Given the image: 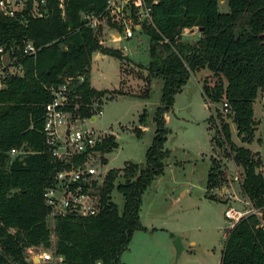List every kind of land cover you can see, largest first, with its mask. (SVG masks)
Instances as JSON below:
<instances>
[{"label":"trees","instance_id":"trees-1","mask_svg":"<svg viewBox=\"0 0 264 264\" xmlns=\"http://www.w3.org/2000/svg\"><path fill=\"white\" fill-rule=\"evenodd\" d=\"M107 2L69 0L64 17L54 0L47 1L41 18L30 14V5L16 17L0 11V47L16 55L23 68L22 76L0 82V264H30L29 249L42 248L50 249L53 260L38 264H124L122 256L134 233L148 230L140 217L143 196L164 175L170 157L166 115L190 78L204 70L212 74L201 86L208 105H229L215 109L208 119L216 130L212 141L226 147V156L242 169L244 194L262 210L264 219V175L258 172L264 161L260 153L233 142L227 122L231 118L244 145L255 142V103L264 90V0H228L226 13L220 10V0H148L154 26L145 25L143 30L150 38L149 88L143 96L149 98L154 78L163 80V88L153 118L156 134L146 160L143 164L129 161L122 169L109 171L100 190L97 215L50 221L43 193L60 163L51 156L42 132L44 106L51 98L45 87L82 76L83 82L73 81L82 104L77 111L69 109L79 116H89L92 109L86 105L91 99L110 94V90L91 86L92 54L121 61L126 56L101 45L98 32L86 26L83 18V14H102ZM108 25L115 27L111 18ZM194 27L203 29L202 36L183 38L184 29ZM26 43L36 48L34 56L20 55ZM148 119L145 110L135 129L138 137L144 134ZM117 147L111 135L97 150L107 154ZM12 149L18 152L14 156ZM227 183L225 169L212 158L207 198L218 201L211 193ZM115 190L124 198L122 212L112 197ZM221 264H264V228L259 217L249 215L230 230Z\"/></svg>","mask_w":264,"mask_h":264},{"label":"rangeland","instance_id":"rangeland-1","mask_svg":"<svg viewBox=\"0 0 264 264\" xmlns=\"http://www.w3.org/2000/svg\"><path fill=\"white\" fill-rule=\"evenodd\" d=\"M227 1L220 4L224 13L229 11ZM106 30L112 32L109 27ZM198 36L199 33H188L186 38L195 40ZM108 37L103 39L105 46L125 53L126 59L121 61L98 52L92 54L91 85L99 91L108 89L110 94L102 98V116L85 125L108 131L110 136L116 137L118 147L106 154L107 162L103 166V169L111 170L122 169L129 161L145 162L146 152L156 134L153 118L161 103L163 80L152 79L149 98H144L149 88L150 38L147 34L138 33L133 39L120 41ZM211 77L208 70L193 75L176 96L172 111L166 115L170 130L166 149L170 150V157L166 160L164 175L143 196L140 217L148 230L134 233L129 250L122 256L124 264H221L224 244L230 233L225 212L229 206L241 205L236 198L242 199V193L235 180L236 165L226 156V147L212 141L216 130L208 119L222 105L212 104L210 107L203 96L201 86ZM145 110L149 115L148 125L144 134L138 137L135 129L140 127L139 119ZM255 113L258 124L252 144L244 145L231 118H227V122L232 127L233 142L260 153L264 161V106L259 99ZM212 158L220 162L228 176V183L211 193L218 201L206 196ZM238 169L243 174L242 169ZM112 197L122 212L124 198L117 190ZM176 238H181L184 247L178 258L173 247ZM51 242H55L53 234ZM49 250L42 248L37 254H51ZM31 255L27 254L28 260Z\"/></svg>","mask_w":264,"mask_h":264},{"label":"built area","instance_id":"built-area-1","mask_svg":"<svg viewBox=\"0 0 264 264\" xmlns=\"http://www.w3.org/2000/svg\"><path fill=\"white\" fill-rule=\"evenodd\" d=\"M48 0H0V11L7 17H16V14L24 11L30 5L29 12L33 17L45 16V6ZM62 17L65 16L66 4L69 0H54ZM156 3V2H154ZM225 4L226 0H220ZM86 26L98 32L99 43L106 45L105 40L113 41L133 39L137 32L143 33L144 26H154L152 6L148 0H108L107 8L102 14L95 16L83 14ZM108 18L115 24L111 31L106 30ZM105 27V29H103ZM100 29V31H99ZM199 33L196 39L202 36L199 27L184 29L182 36ZM116 34H118L116 36ZM187 39V38H186ZM195 39V40H196ZM189 40V39H188ZM167 42V40H165ZM36 48L32 43H26L21 49V56H34ZM20 56V57H21ZM18 57L0 47V82L9 76H22V64L18 63ZM17 63V64H16ZM84 78H67L61 84H51L45 89L50 93V101L44 106L42 132L45 144L60 166L55 171L52 184L43 193L46 206L49 208V219L52 222L56 217L88 218L98 214L100 190L105 186L106 177L110 170L103 169L106 162V154L97 150V146L106 142L110 133L86 127L85 124L94 122L95 117L102 116V98L91 99V104L86 107L92 109L89 116L72 114L69 110L77 111L82 100L75 93L73 81L83 82ZM1 88V83H0ZM260 101L264 104V90L261 92ZM80 101V102H79ZM223 109L229 108L228 103L222 105ZM18 152L10 151L12 156ZM236 181L240 185L242 199L236 198L240 206H229L225 216L229 221L230 230L242 219L249 215H256L261 220L264 228V219L261 209L256 208L251 200L244 194L243 174L236 165ZM264 175V164L258 170ZM32 254L28 260L30 264L52 260L49 253Z\"/></svg>","mask_w":264,"mask_h":264},{"label":"water","instance_id":"water-1","mask_svg":"<svg viewBox=\"0 0 264 264\" xmlns=\"http://www.w3.org/2000/svg\"><path fill=\"white\" fill-rule=\"evenodd\" d=\"M202 31H203V29H202ZM173 245L175 247L176 255H177V258H178L181 255V253L183 252V250H184V247H183L182 242H181V238H176L173 241Z\"/></svg>","mask_w":264,"mask_h":264},{"label":"crops","instance_id":"crops-1","mask_svg":"<svg viewBox=\"0 0 264 264\" xmlns=\"http://www.w3.org/2000/svg\"><path fill=\"white\" fill-rule=\"evenodd\" d=\"M221 4V3H220ZM111 28V27H110ZM111 29H113V28H111ZM138 33H140V32H137L136 33V35L138 34ZM118 34H116V36H117ZM135 35V36H136ZM124 55H125V53H124ZM91 82V81H90ZM92 86V85H91ZM108 90V89H107ZM259 101H260V99H259ZM261 102V101H260ZM262 103V102H261ZM256 104V103H255ZM262 105L264 106V104L262 103ZM255 118H256V113H255ZM174 247V246H173ZM175 249V248H174ZM170 252H171V248H170ZM172 253V252H171ZM175 255H176V252H175Z\"/></svg>","mask_w":264,"mask_h":264}]
</instances>
